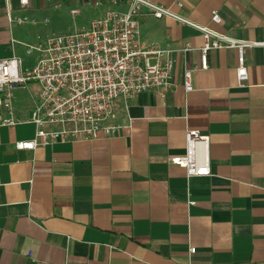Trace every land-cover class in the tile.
Wrapping results in <instances>:
<instances>
[{
  "label": "crops",
  "instance_id": "obj_1",
  "mask_svg": "<svg viewBox=\"0 0 264 264\" xmlns=\"http://www.w3.org/2000/svg\"><path fill=\"white\" fill-rule=\"evenodd\" d=\"M93 1L29 0L22 8L0 0V59L28 60L24 44L36 36L126 9L123 0ZM151 1L237 39L264 37V0ZM137 20L144 45L191 50L173 53V90L138 93L127 111L114 102L129 128L26 150L15 142L34 136L32 122L0 126V264H264V45L246 50L244 85L236 50L221 48L208 52V68L193 73L186 92L183 70L200 65L202 33L170 17ZM16 105L28 118L32 100ZM188 129L209 137L207 175L188 176L168 160L185 153Z\"/></svg>",
  "mask_w": 264,
  "mask_h": 264
},
{
  "label": "built area",
  "instance_id": "obj_2",
  "mask_svg": "<svg viewBox=\"0 0 264 264\" xmlns=\"http://www.w3.org/2000/svg\"><path fill=\"white\" fill-rule=\"evenodd\" d=\"M123 2L125 10L106 8L80 28L36 36L34 43L24 44L28 60L18 55L0 59V126L28 121L35 126L31 139L15 142L17 149L34 150L58 141L112 137L122 128L130 127L129 117L126 123L118 120L114 108L117 99L123 100L127 111L130 97L144 91L165 93L177 86L173 53L187 52L191 47L174 48L158 42L144 45L137 20L139 14L170 17L202 33L200 65L183 70L182 85L186 92L193 90V73L208 68V52L221 48L236 50V81L244 85L248 77L246 50L264 45V37L237 39L151 0ZM19 3L26 8L29 0H19ZM93 4L99 6L101 2L95 0ZM177 5L182 6V2L177 1ZM77 11V8L71 9L72 13ZM7 17L17 23L30 21L26 16L11 17L10 13ZM211 20L220 22L216 10L211 11ZM18 89L28 93L32 100L26 119L17 116L16 104L21 94H16ZM185 142V153L169 157V162L184 167L188 176L209 174L208 135L188 129ZM189 252L194 253L195 247Z\"/></svg>",
  "mask_w": 264,
  "mask_h": 264
},
{
  "label": "rangeland",
  "instance_id": "obj_3",
  "mask_svg": "<svg viewBox=\"0 0 264 264\" xmlns=\"http://www.w3.org/2000/svg\"><path fill=\"white\" fill-rule=\"evenodd\" d=\"M96 17H98V16H95V17H92V16H89V17L78 16V17H76V19H75L76 28H78V27L80 28L82 25L88 24L92 19H94ZM15 92H16V94L21 93V94H19L18 97H20L21 100H23V102H27V103L31 102V99L28 96H22L24 91H21V90L18 89Z\"/></svg>",
  "mask_w": 264,
  "mask_h": 264
}]
</instances>
